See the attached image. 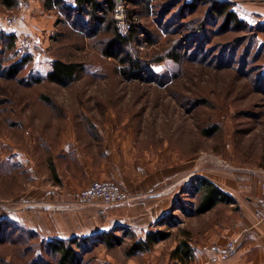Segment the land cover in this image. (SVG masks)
I'll use <instances>...</instances> for the list:
<instances>
[{
	"label": "rangeland",
	"instance_id": "rangeland-1",
	"mask_svg": "<svg viewBox=\"0 0 264 264\" xmlns=\"http://www.w3.org/2000/svg\"><path fill=\"white\" fill-rule=\"evenodd\" d=\"M189 1L113 0L111 18L116 24L107 28L89 24L84 14H67L61 5L48 8L47 0H19L13 9L0 1V141L8 143L10 151L18 147L44 159L54 141L61 164L63 145L72 143L73 136L86 141L82 136L94 134L91 130L97 125L103 144L83 143L87 158L104 156V140L133 141L137 153L150 159L166 153L170 164L194 161V173L199 169L237 175L244 185L263 189L264 21L249 22V30L237 31L224 18L211 16L210 4L193 11L185 7ZM231 1L244 17L253 14L245 6L264 13V0ZM65 3L75 6L74 0ZM13 19L14 27H9ZM114 28L127 36L131 28L135 30L122 51L139 69L131 71L129 65L106 56ZM26 37L31 46L25 49L21 41ZM172 54L178 60L169 58ZM27 56L28 62L21 65ZM55 60L81 66L72 84L46 79ZM74 149L71 156L78 154ZM45 161H39L40 172L47 170ZM105 181L110 180L97 182ZM83 182L84 178L79 183ZM83 188L61 200L66 206L63 212L82 210L73 204ZM178 197L179 204L170 211L174 226L150 228L168 233V238L148 252L128 255L138 235L116 230L124 237L123 244L107 246L90 237L74 246L79 258L73 264H193L173 258V251L192 234L200 239L203 230L223 226L230 211L238 208L220 205L208 215H196L199 198L192 189L183 187ZM2 204L0 214L11 210ZM72 224V231H78L76 219ZM46 242L18 223L1 221L0 264H60L59 256L47 251Z\"/></svg>",
	"mask_w": 264,
	"mask_h": 264
},
{
	"label": "crops",
	"instance_id": "crops-1",
	"mask_svg": "<svg viewBox=\"0 0 264 264\" xmlns=\"http://www.w3.org/2000/svg\"><path fill=\"white\" fill-rule=\"evenodd\" d=\"M245 8L251 10L252 16H242L238 5H235L241 19L264 21V13ZM91 131L94 132H90L91 136L83 133L82 137L88 138L86 141L73 136L72 143L63 145L65 151L61 164L56 161L54 141L47 146L49 151L51 149L47 159L40 157L37 151L26 153L18 147L10 151L8 143L0 141V204L10 205L11 210L5 212L12 223L22 225L47 242L57 238L92 236L117 227H127L143 239L159 219L170 213L182 187L194 177L204 176L233 196L237 200L235 206L238 210L230 211V218L223 226L215 225L207 233V229L203 230L200 239L192 234L188 241L194 249L193 264H264V218L256 216V212L264 208V189L257 185H244L237 175L220 176L217 171L199 169L194 173V161L186 164L176 160L170 164L166 153H163V157L160 155L150 159L152 156L137 153L133 141L115 143L104 140V156L87 158L80 146L88 142L97 147L102 143L99 136L103 137L97 125ZM112 147L119 149L111 150ZM71 148L79 150L77 156L70 155ZM41 160H46V172H40ZM82 177L84 182L79 183L83 181ZM103 180L126 188L133 198L131 203L117 207L97 204L75 213L62 211L66 207L64 198L71 196L73 189L86 188ZM61 200H64V205L60 203ZM40 206L47 208L40 209ZM4 218L0 214V223ZM73 219L78 223V231H72ZM183 239L180 237L181 241ZM229 241L236 243V250L229 258L220 257L213 261L212 255L202 250L205 243L225 246Z\"/></svg>",
	"mask_w": 264,
	"mask_h": 264
},
{
	"label": "trees",
	"instance_id": "trees-1",
	"mask_svg": "<svg viewBox=\"0 0 264 264\" xmlns=\"http://www.w3.org/2000/svg\"><path fill=\"white\" fill-rule=\"evenodd\" d=\"M1 3L8 7L9 9L16 8L19 5V0H0ZM75 6L71 7L65 3V0H47V7L53 8L54 6L61 5L67 14H84L88 16L89 24H94L96 27L107 28L109 25L116 24V22L111 18L114 12V2L113 0H107L106 3H102L99 0H74ZM105 4V5H104ZM201 4H210V14L211 16L216 15L219 18H224L227 25H232L237 31H247L251 27L249 22L243 20L239 17L238 13L235 11V2L231 0H191L185 4V7L190 10H196ZM113 39L109 42L108 50L105 51L106 56L119 59L123 65H129L130 70L134 71L139 69L140 65L133 61V58L124 50L130 44V39L135 34L133 28L130 29L129 35H123V33L118 28H114ZM10 39L15 41L14 35L9 36ZM119 54H124L125 58L120 59ZM30 57H24L21 60V65L28 62ZM171 59L178 60L176 55H170ZM81 66L76 63H67L61 60H55L52 65V70L48 73L46 79L50 82H54L63 86H68L72 84L78 77L80 73ZM191 188L195 195L198 196L199 202L195 206L194 214L202 215L213 209H215L220 204L232 205L237 204V200L221 189L217 184L209 180L204 176L194 177L190 183L184 185ZM182 187V188H183ZM182 190V189H181ZM180 199L177 197L174 204H179ZM181 209L186 212V209ZM1 215L5 217L1 221H8L12 224V220L7 218V213L2 211ZM171 213L159 219L156 225H168L169 227L174 226V221H171ZM11 218V217H10ZM116 230H122L125 233L129 232L130 229L127 227H117L111 231L98 233L92 236L83 237L81 240L77 237H72L69 239H53L46 242V249L49 253L59 256L60 264H73L78 261V252L75 245L80 247V242L85 241L90 237L92 239L99 240L105 243L107 246H112L113 244L121 245L124 242V237L116 235ZM133 236L135 233H133ZM169 234L163 231H151L147 232L146 237L141 239L138 238L134 241L131 247L127 250L128 255H134L137 253H145L151 250V248L158 242L168 238ZM172 257L179 260L182 263H188L194 260V249L190 245L188 240L182 241L178 247L173 251Z\"/></svg>",
	"mask_w": 264,
	"mask_h": 264
},
{
	"label": "built area",
	"instance_id": "built-area-1",
	"mask_svg": "<svg viewBox=\"0 0 264 264\" xmlns=\"http://www.w3.org/2000/svg\"><path fill=\"white\" fill-rule=\"evenodd\" d=\"M15 22L16 19L11 20V25H9V27H14L13 23ZM21 45L25 49L29 48L31 46V41L27 37L23 38ZM261 186H263L264 189V181H261ZM77 199L78 201L73 204L74 207L83 209L86 206L96 205L99 203L108 207L122 206L129 203L132 198L119 184L111 181H105L95 182L89 187L83 189L78 194ZM256 216L261 219L264 218V208L257 211ZM202 250L210 253L212 255V260L216 261L220 257L229 258L232 256L236 250V243L234 241H229L225 246L205 245L202 247Z\"/></svg>",
	"mask_w": 264,
	"mask_h": 264
}]
</instances>
